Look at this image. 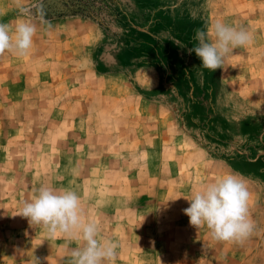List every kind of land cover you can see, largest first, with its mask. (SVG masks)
Wrapping results in <instances>:
<instances>
[{
  "label": "rangeland",
  "instance_id": "1",
  "mask_svg": "<svg viewBox=\"0 0 264 264\" xmlns=\"http://www.w3.org/2000/svg\"><path fill=\"white\" fill-rule=\"evenodd\" d=\"M41 1L0 0V22L37 26L27 55H0V264H69L79 245L17 215L41 185L77 192L114 264H264V0H114L50 29ZM218 19L254 41L211 72L188 50ZM227 174L251 194L243 243L183 212Z\"/></svg>",
  "mask_w": 264,
  "mask_h": 264
},
{
  "label": "clouds",
  "instance_id": "2",
  "mask_svg": "<svg viewBox=\"0 0 264 264\" xmlns=\"http://www.w3.org/2000/svg\"><path fill=\"white\" fill-rule=\"evenodd\" d=\"M19 12L26 16L30 9L19 6ZM37 15L47 28L52 27L42 9L37 8ZM36 32V24L27 19H17L14 26L0 22V55L5 52L20 57L27 55ZM192 39L196 43L188 50L189 54L194 53L200 64L213 72L222 67L225 57L233 50L252 44L254 36L243 27L218 19L206 29H195ZM250 198L246 181L238 174H227L196 191L183 212L191 226L206 227L213 239L243 243L256 227L249 211ZM17 215L27 218L30 224L43 226L49 236L60 233L80 241L71 250L69 264H104L105 261L114 264L118 244L101 239L98 223L84 219L80 197L72 188L57 191L41 185Z\"/></svg>",
  "mask_w": 264,
  "mask_h": 264
},
{
  "label": "trees",
  "instance_id": "3",
  "mask_svg": "<svg viewBox=\"0 0 264 264\" xmlns=\"http://www.w3.org/2000/svg\"><path fill=\"white\" fill-rule=\"evenodd\" d=\"M109 1L114 0H42L35 9H42L46 19L64 15L98 19L100 15L109 12Z\"/></svg>",
  "mask_w": 264,
  "mask_h": 264
}]
</instances>
